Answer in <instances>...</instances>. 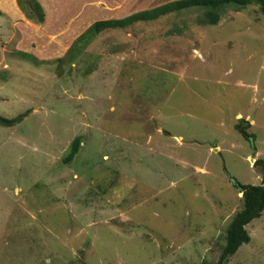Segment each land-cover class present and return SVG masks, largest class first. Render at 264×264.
<instances>
[{
  "label": "rangeland",
  "instance_id": "374dc122",
  "mask_svg": "<svg viewBox=\"0 0 264 264\" xmlns=\"http://www.w3.org/2000/svg\"><path fill=\"white\" fill-rule=\"evenodd\" d=\"M39 1L37 25L0 0V117L27 113L0 123V264H217L234 183L262 185L259 5L107 30L59 64L95 22L174 0ZM247 230L226 264H264V213Z\"/></svg>",
  "mask_w": 264,
  "mask_h": 264
},
{
  "label": "trees",
  "instance_id": "16d2710c",
  "mask_svg": "<svg viewBox=\"0 0 264 264\" xmlns=\"http://www.w3.org/2000/svg\"><path fill=\"white\" fill-rule=\"evenodd\" d=\"M253 3L259 5L260 12L264 16V0H174L164 3L152 9L142 10L120 19H108L97 21L92 24L83 34H81L71 45L64 57L57 59L59 64H73L83 50L102 32L113 29H126L137 23L152 22L179 11L191 8L204 7L207 24L216 25L221 20L219 10L226 5L236 4L246 7ZM17 4L25 17L37 24L46 21V13L39 0H17ZM28 56L29 53H24ZM27 113L12 120L0 117V123L5 126H13L20 123ZM244 123L246 124L244 126ZM250 124L244 119H240L235 126L236 130L247 140L253 139V135L248 132ZM82 138L80 136L73 139L70 151L65 157L66 163H71L80 152ZM262 175V185H243L235 182L234 185L239 193L243 194V208L239 210L226 230L225 245L221 248V255L217 264H226L229 258L235 255L241 246L251 241V236L247 226L256 218H260L264 213V159L256 161Z\"/></svg>",
  "mask_w": 264,
  "mask_h": 264
},
{
  "label": "crops",
  "instance_id": "0c3cea01",
  "mask_svg": "<svg viewBox=\"0 0 264 264\" xmlns=\"http://www.w3.org/2000/svg\"><path fill=\"white\" fill-rule=\"evenodd\" d=\"M5 2H7L8 1V4L10 3H12L11 5L12 6H15L17 3H15V1L14 0H4ZM13 1H14V3H13ZM16 7V6H15ZM25 18V17H24ZM26 19V18H25Z\"/></svg>",
  "mask_w": 264,
  "mask_h": 264
}]
</instances>
